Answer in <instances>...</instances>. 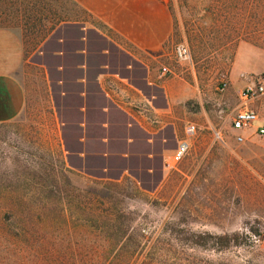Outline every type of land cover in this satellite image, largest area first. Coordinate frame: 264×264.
I'll list each match as a JSON object with an SVG mask.
<instances>
[{"label":"rangeland","instance_id":"rangeland-1","mask_svg":"<svg viewBox=\"0 0 264 264\" xmlns=\"http://www.w3.org/2000/svg\"><path fill=\"white\" fill-rule=\"evenodd\" d=\"M163 3L171 33L146 58L156 79L175 77L192 92L180 125H195L186 153L148 192L125 178L71 173L34 85L20 117L0 123V264H51L46 252L67 264V252L85 246V231L143 232L156 249L175 252L180 264H264V134L229 124L236 91L264 71V0ZM81 17L71 0H0V27L41 24L23 32L28 49L30 36H42L53 21ZM181 42L191 65L172 56ZM161 66L169 72L161 74ZM251 106L264 125V94Z\"/></svg>","mask_w":264,"mask_h":264},{"label":"crops","instance_id":"crops-1","mask_svg":"<svg viewBox=\"0 0 264 264\" xmlns=\"http://www.w3.org/2000/svg\"><path fill=\"white\" fill-rule=\"evenodd\" d=\"M71 1L85 18L53 21L29 49L23 32L38 21L0 27V123L20 117L39 83L67 171L153 190L192 94L175 77L156 79L146 58L170 36L169 11L163 0Z\"/></svg>","mask_w":264,"mask_h":264},{"label":"trees","instance_id":"trees-1","mask_svg":"<svg viewBox=\"0 0 264 264\" xmlns=\"http://www.w3.org/2000/svg\"><path fill=\"white\" fill-rule=\"evenodd\" d=\"M74 19L76 18L60 19L56 22ZM138 234L135 237L130 231H85V246L81 252L68 251L67 264H180L175 252L156 249L155 245L148 243V236L143 232ZM46 253H44L45 259L51 264H59L53 261L49 252Z\"/></svg>","mask_w":264,"mask_h":264},{"label":"built area","instance_id":"built-area-1","mask_svg":"<svg viewBox=\"0 0 264 264\" xmlns=\"http://www.w3.org/2000/svg\"><path fill=\"white\" fill-rule=\"evenodd\" d=\"M172 56L176 61L191 65V55L188 46L185 43H176L172 48ZM169 69L166 66H161V73H167ZM264 94V71L253 75L249 81L245 82L237 91V106L230 117V127L235 130H241L248 127H253L258 134H264V125L259 122L257 112L252 108L251 103L260 95ZM195 132L193 123H186L183 127V137L178 139L172 151L173 163L178 162L186 153L188 141ZM216 138L219 136L216 134ZM236 141H240L242 136L236 134ZM220 139V138H219Z\"/></svg>","mask_w":264,"mask_h":264}]
</instances>
